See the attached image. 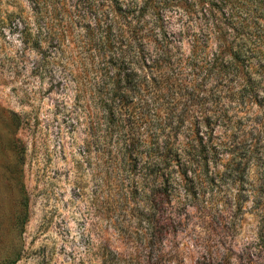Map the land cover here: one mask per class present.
<instances>
[{
	"label": "trees",
	"instance_id": "trees-1",
	"mask_svg": "<svg viewBox=\"0 0 264 264\" xmlns=\"http://www.w3.org/2000/svg\"><path fill=\"white\" fill-rule=\"evenodd\" d=\"M15 1L5 19L98 178V264H157L190 211L197 264L239 237V260L264 264V0Z\"/></svg>",
	"mask_w": 264,
	"mask_h": 264
},
{
	"label": "rangeland",
	"instance_id": "rangeland-1",
	"mask_svg": "<svg viewBox=\"0 0 264 264\" xmlns=\"http://www.w3.org/2000/svg\"><path fill=\"white\" fill-rule=\"evenodd\" d=\"M6 2L0 0V264H98L107 225L102 195L95 192L98 178L86 165L76 168L81 137L71 135L56 113L48 82L30 72L38 54L23 44L20 27L5 19L12 9ZM15 2V8L26 6ZM184 220L157 264L200 261L203 229L194 211ZM253 222L246 214L240 236ZM243 238L230 259L213 264H243ZM109 240L111 249L134 262L130 247Z\"/></svg>",
	"mask_w": 264,
	"mask_h": 264
}]
</instances>
